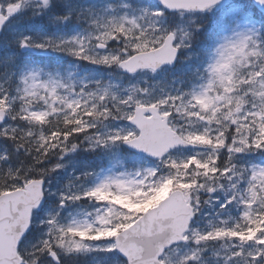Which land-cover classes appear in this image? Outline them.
<instances>
[{
    "label": "snow or ice",
    "instance_id": "obj_1",
    "mask_svg": "<svg viewBox=\"0 0 264 264\" xmlns=\"http://www.w3.org/2000/svg\"><path fill=\"white\" fill-rule=\"evenodd\" d=\"M0 264H264V0H0Z\"/></svg>",
    "mask_w": 264,
    "mask_h": 264
}]
</instances>
